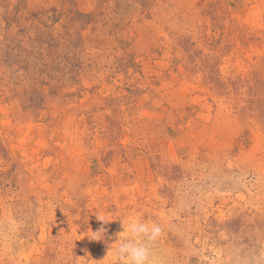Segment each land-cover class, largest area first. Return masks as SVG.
I'll list each match as a JSON object with an SVG mask.
<instances>
[{
	"label": "rangeland",
	"instance_id": "obj_1",
	"mask_svg": "<svg viewBox=\"0 0 264 264\" xmlns=\"http://www.w3.org/2000/svg\"><path fill=\"white\" fill-rule=\"evenodd\" d=\"M126 217L264 264V0H0V264H120Z\"/></svg>",
	"mask_w": 264,
	"mask_h": 264
},
{
	"label": "clouds",
	"instance_id": "obj_2",
	"mask_svg": "<svg viewBox=\"0 0 264 264\" xmlns=\"http://www.w3.org/2000/svg\"><path fill=\"white\" fill-rule=\"evenodd\" d=\"M97 217L105 224L109 222L99 215ZM120 221L124 229L122 233L126 238L115 250V258L120 264H153L152 246L163 236L162 226L136 217H126ZM104 232L105 229L101 228L99 231H92V234L87 237L98 241L103 239Z\"/></svg>",
	"mask_w": 264,
	"mask_h": 264
}]
</instances>
